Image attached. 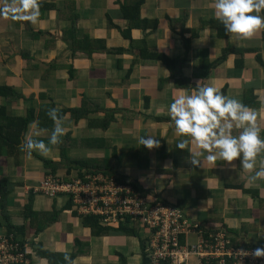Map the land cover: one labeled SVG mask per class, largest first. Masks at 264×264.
Here are the masks:
<instances>
[{
    "label": "crops",
    "instance_id": "crops-1",
    "mask_svg": "<svg viewBox=\"0 0 264 264\" xmlns=\"http://www.w3.org/2000/svg\"><path fill=\"white\" fill-rule=\"evenodd\" d=\"M136 3L0 0V85L17 94L16 99L0 96V105L13 116H23L29 108L35 115L17 157L7 155L4 146L1 150L0 182H9L10 221L24 233L0 226V234L14 233L23 240L31 264H49L40 250L75 249L80 254L73 264L144 262L141 228L128 224L136 231L132 233L100 221L99 226L87 225L69 196L50 197L35 190L51 173L42 158L60 160L62 149L69 159L108 166L120 182L174 203L190 220L226 230L236 246L247 248L237 244L243 241L264 247V180L246 187L249 173L238 159L192 166L187 150L198 149L191 143L177 147L186 138L175 133L168 111L176 97L213 86L255 112L264 138V29L248 38L226 35L214 16L213 0H142L132 21L124 7L134 11ZM152 54L166 55L171 67ZM50 108L58 110L65 128L56 145L48 144ZM78 108L83 115L75 119L71 109ZM238 131L233 129L234 134ZM146 135L155 137L159 146L141 145L139 137ZM25 137L43 141L47 154H29L22 147ZM261 160L264 152L257 156L256 167ZM84 166L69 173L62 166L56 173L68 179L79 168L87 171ZM30 198L35 214L26 218Z\"/></svg>",
    "mask_w": 264,
    "mask_h": 264
},
{
    "label": "built area",
    "instance_id": "built-area-1",
    "mask_svg": "<svg viewBox=\"0 0 264 264\" xmlns=\"http://www.w3.org/2000/svg\"><path fill=\"white\" fill-rule=\"evenodd\" d=\"M35 190L69 196L78 214L96 215L105 226L137 222L148 231V264H264V257L251 254L256 247L234 245L226 230L190 220L174 203L153 199L114 175L84 171L65 179L48 173ZM0 264H31L14 233L0 234Z\"/></svg>",
    "mask_w": 264,
    "mask_h": 264
},
{
    "label": "clouds",
    "instance_id": "clouds-1",
    "mask_svg": "<svg viewBox=\"0 0 264 264\" xmlns=\"http://www.w3.org/2000/svg\"><path fill=\"white\" fill-rule=\"evenodd\" d=\"M213 4L214 16L223 25L226 35L248 38L264 29V16L260 15L264 0H213ZM168 111L175 133L186 138L178 141L177 147L185 149V144L191 143L198 149L187 150L188 162L192 166L200 167L203 161L216 160L231 164L238 159L239 167L249 173L246 187L254 181L264 180V160L256 167L257 156L264 152V138L256 125L255 112L238 99L222 95L213 86H199L194 92L176 97L169 104ZM57 112L56 108H50L46 113L53 121L49 145L59 143L65 134ZM234 128L239 130L236 134ZM139 143L148 149L159 146V141L150 135L139 137ZM22 147L29 154L33 150L41 155L49 151L43 141L28 137ZM251 254L264 257V248H256Z\"/></svg>",
    "mask_w": 264,
    "mask_h": 264
},
{
    "label": "trees",
    "instance_id": "trees-1",
    "mask_svg": "<svg viewBox=\"0 0 264 264\" xmlns=\"http://www.w3.org/2000/svg\"><path fill=\"white\" fill-rule=\"evenodd\" d=\"M141 4H142V0H137L134 11L129 9L128 6H126V8L124 7L125 15L128 16V18L130 20L134 21L139 16V10H140ZM132 24H134V23H132ZM128 31H130V30H128ZM125 34L127 36H129V32H125ZM151 56L161 58L169 67H171V59H169L166 55H164V54H159V55L154 54L153 55L152 54ZM13 92L14 91H12V89L10 87L0 85V96H5L6 98H9V99H12V98L16 99L17 94L13 93ZM80 110H81V108L71 109V111H72L71 113L74 115L73 118L78 119V118H80L79 116L83 115V112ZM65 112H67V111H64L63 113H61V115H63ZM33 120H35V115H34V109H32V108H29L27 110L26 114L23 116H13V115H10L8 113L7 108L5 106L0 105V154H1V150L4 146L6 148L7 155H11V156L17 155V150H18L17 148H20L19 146L21 144V141L24 138V134H25L29 124ZM46 125L52 127L53 121L51 120ZM62 151L63 152H62L60 160L53 161V160H48V159L42 158L45 166L47 168H49V172H51L53 174H57L56 171L59 168H61L62 166H65L68 168L67 172L69 173L71 168H77V167H79V165H85L84 167H86L87 172H91V171L95 170L94 172H103L104 174H107V175H113V170L104 164L90 165V163L87 160L86 161H80V159H69L66 155L65 149H62ZM81 169L82 168H79L75 173L82 176V172H80ZM69 177H70V175H69ZM136 190L138 191V189H136ZM8 194H9V182H8V179L4 178L0 182V226H4L8 232H16V233H18V235L19 234L22 235L24 233V229L15 227L10 221V216H9L8 209H7ZM160 200H162V199H160ZM71 201H72V199L69 198L70 204H72ZM33 214H35V213H33L32 199L30 198L28 204H26V206H25V217L27 218L28 216L33 215ZM53 218H55V217L50 218L43 226H39L38 230H41L46 224H49V222H52ZM84 222L87 225L99 226V218L96 215L84 216ZM128 224L129 223H120L119 226L125 227L126 231H131L130 229H132L134 227H136L137 229L139 228V224L137 222L132 224V226H133V227L131 226L132 228L130 226H128ZM142 230L144 232V237H145V235L147 234L148 231L146 229H142ZM131 232L135 233L136 231L133 230ZM21 241L23 243V240H21ZM240 243H241V245H243L247 248L251 247V246L252 247H258L259 246L257 244L256 245H249V244L246 245L245 243H243V241H239V243H237V244L240 245ZM77 244H78V242H77ZM145 244H146V240L144 238L143 249L145 248ZM38 254L43 256V257H46L49 261V264H73L74 258L78 254H80V251L75 249L72 252H62L61 253V252H51L48 250L47 251L40 250V251H38ZM143 258H144L143 264H148V258L146 256V252L144 250H143Z\"/></svg>",
    "mask_w": 264,
    "mask_h": 264
}]
</instances>
